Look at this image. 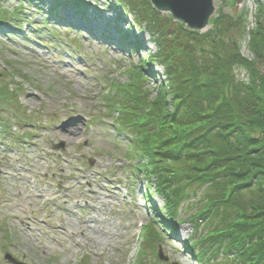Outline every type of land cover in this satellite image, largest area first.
Masks as SVG:
<instances>
[{
	"label": "rangeland",
	"instance_id": "374dc122",
	"mask_svg": "<svg viewBox=\"0 0 264 264\" xmlns=\"http://www.w3.org/2000/svg\"><path fill=\"white\" fill-rule=\"evenodd\" d=\"M18 1L0 0V85L19 99L0 108V264H14L6 252L25 264H77L83 256L84 264H133L141 245L146 264H201L195 256L200 243L193 239L204 229L194 230L190 219L205 205L206 189L192 191L180 204L176 226L158 227L155 245L137 240V221L153 220L165 199L125 158L131 132L114 124L120 111L103 112L109 105L104 96L111 90L117 96L131 82L130 67L144 69L143 88L150 98L165 80L161 64H141L158 52L147 24L137 22L119 0L54 6L81 24L44 22L42 16L57 0H29L21 12ZM258 2L264 4L215 0L213 17L247 12L239 49L250 58L249 31L256 28ZM160 12L169 20L170 13ZM211 21L205 31L213 27ZM94 28L117 40L105 44ZM123 38L128 48H118ZM237 74L247 79L245 69ZM127 100L133 105V98ZM160 249L168 260H159ZM209 259L234 264L222 255Z\"/></svg>",
	"mask_w": 264,
	"mask_h": 264
},
{
	"label": "trees",
	"instance_id": "16d2710c",
	"mask_svg": "<svg viewBox=\"0 0 264 264\" xmlns=\"http://www.w3.org/2000/svg\"><path fill=\"white\" fill-rule=\"evenodd\" d=\"M63 1L77 7L82 2H57ZM118 3L155 38L158 52L141 64L157 62L166 75L150 98L144 69L134 66L131 82L117 96H104L123 112L114 124L131 132L125 158L165 199L143 240L155 245L161 229L176 226L180 204L203 188L206 203L190 219L194 230L204 229L193 239L200 243L196 258L201 264L219 255L224 262L264 264V4L259 3L256 28L249 31L253 57L248 58L239 49L246 11L235 18L221 13L211 18L210 30L200 32L171 16L161 19L148 0ZM239 68L248 79L238 76ZM18 102L13 89L0 85V108ZM161 212L170 220L161 219Z\"/></svg>",
	"mask_w": 264,
	"mask_h": 264
},
{
	"label": "water",
	"instance_id": "95a60500",
	"mask_svg": "<svg viewBox=\"0 0 264 264\" xmlns=\"http://www.w3.org/2000/svg\"><path fill=\"white\" fill-rule=\"evenodd\" d=\"M157 11L168 12L176 20L185 23L191 30L203 31L210 23V18L215 12L214 0H150ZM237 4L243 0H236ZM159 256L163 260L165 257L162 249ZM14 264H25L15 260L8 253L6 255Z\"/></svg>",
	"mask_w": 264,
	"mask_h": 264
},
{
	"label": "bare ground",
	"instance_id": "6f19581e",
	"mask_svg": "<svg viewBox=\"0 0 264 264\" xmlns=\"http://www.w3.org/2000/svg\"><path fill=\"white\" fill-rule=\"evenodd\" d=\"M63 17L68 19L69 21H72L73 23L75 24H81V22L77 19H74L70 14H68L67 12H63L62 13ZM94 31L96 32V35H99L101 36L102 38L106 39L105 40V44H112L113 43V40H117L115 39L114 37H112L111 34H104L102 33L101 31H99L97 28H94ZM102 41V40H101ZM122 42H119L118 43V48L120 47L121 49H125V48H128L129 47V44L128 42L125 40V39H122L121 40ZM142 48H145V46H143ZM115 49V48H114ZM152 73H154V77L157 76V72L156 71H153Z\"/></svg>",
	"mask_w": 264,
	"mask_h": 264
}]
</instances>
